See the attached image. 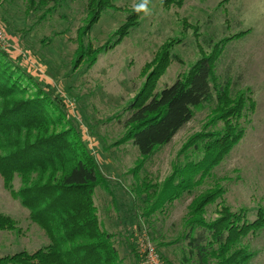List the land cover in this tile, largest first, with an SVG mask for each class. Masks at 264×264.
Segmentation results:
<instances>
[{
  "label": "rangeland",
  "instance_id": "rangeland-1",
  "mask_svg": "<svg viewBox=\"0 0 264 264\" xmlns=\"http://www.w3.org/2000/svg\"><path fill=\"white\" fill-rule=\"evenodd\" d=\"M162 1L152 0L150 14L144 13L138 25L114 48L100 53L88 69L85 61H77L80 50L113 43L115 31L138 0L108 2L88 33L83 31L91 0H0V23L7 34L0 49L41 87L54 89L65 104L67 119L109 186L95 189L93 203L101 228L112 235L124 264H140L130 244L138 255L143 233L163 256L162 264H196L193 259L184 261L182 232L189 204L207 189L220 187L226 204L233 210L247 208L250 219L258 206L264 208V0H183L181 6L169 8ZM244 31L245 35L225 43L215 67L220 81L228 78L231 91H246L255 104L254 111L241 119L243 138L202 183L145 219L136 187L149 182L156 187L150 193L156 194L175 167L195 159L180 151L190 137L206 130L211 116L209 106L195 110L169 144L146 158L130 141L118 144L128 116L125 108L143 85L148 64L164 43L179 41L171 55L180 62L170 63L158 79L155 91H161L189 71L200 59V50L208 53L209 44ZM18 187L15 179L14 188ZM213 210L214 206L208 207L211 218ZM0 213L18 227V232L0 231V256L22 250L32 253L50 243L29 211L4 189L1 176ZM159 242L164 247L158 249ZM250 251L254 254L250 264H264V230L250 240Z\"/></svg>",
  "mask_w": 264,
  "mask_h": 264
},
{
  "label": "trees",
  "instance_id": "trees-1",
  "mask_svg": "<svg viewBox=\"0 0 264 264\" xmlns=\"http://www.w3.org/2000/svg\"><path fill=\"white\" fill-rule=\"evenodd\" d=\"M110 1L113 0H91V15L83 33L92 29ZM162 3L169 8L173 4L181 6L183 0ZM143 14L131 10L126 22L115 31L113 43L96 49L82 48L77 61H85V66L91 68L100 53L114 48L138 25ZM245 34L246 31L209 44V52L200 50V59L185 75L158 92L157 81L168 65L180 62L171 55L172 46L179 41L164 43L148 64L143 85L125 108L128 116L118 144L130 141L140 156L146 158L169 144L193 118L195 110L209 106L211 116L206 130L190 137L180 151L191 153L195 159L187 160L181 168L175 167L156 194L155 190L150 193L154 186L149 182H142V188L136 187L145 219L166 202L179 199L202 183L243 138L241 119L245 113L254 111L255 104L246 91H231L228 78L220 81L215 67L225 43ZM0 176L4 189L29 211L31 221L50 239L48 245L32 253L22 250L0 256V264H124L112 235L101 228L93 203L95 189L109 186L78 130L67 119L65 104L54 89L41 87L3 49H0ZM15 179L19 180L17 189ZM210 206H214V218L208 215ZM263 230L262 206L256 208L254 218L250 219L247 208L233 210L226 204L220 187L207 189L188 206L182 232L184 261L250 264L254 256L250 240ZM0 231L18 232L17 222L0 213ZM164 245L159 242L157 248ZM130 247L137 260L135 246Z\"/></svg>",
  "mask_w": 264,
  "mask_h": 264
},
{
  "label": "built area",
  "instance_id": "built-area-1",
  "mask_svg": "<svg viewBox=\"0 0 264 264\" xmlns=\"http://www.w3.org/2000/svg\"><path fill=\"white\" fill-rule=\"evenodd\" d=\"M7 40V34L0 23V44H4ZM142 234L139 240L138 257L140 264H162L158 253L155 248L148 242V239Z\"/></svg>",
  "mask_w": 264,
  "mask_h": 264
},
{
  "label": "clouds",
  "instance_id": "clouds-1",
  "mask_svg": "<svg viewBox=\"0 0 264 264\" xmlns=\"http://www.w3.org/2000/svg\"><path fill=\"white\" fill-rule=\"evenodd\" d=\"M149 3H150V0H140V2L135 5L134 10L137 13L143 12L146 15H149L150 14V9L148 7Z\"/></svg>",
  "mask_w": 264,
  "mask_h": 264
}]
</instances>
